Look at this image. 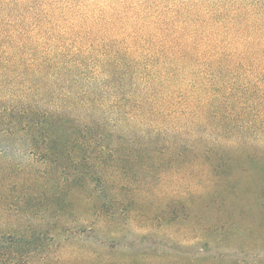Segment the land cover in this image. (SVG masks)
<instances>
[{
    "label": "rangeland",
    "instance_id": "obj_1",
    "mask_svg": "<svg viewBox=\"0 0 264 264\" xmlns=\"http://www.w3.org/2000/svg\"><path fill=\"white\" fill-rule=\"evenodd\" d=\"M0 30L14 42L126 47L127 57L264 58V0H0ZM167 132L139 142L156 148L144 159L157 169L119 174L79 172L76 163L64 170L42 161L27 137L0 138V236L43 238L29 264H105L130 249L161 255L162 264H264V139L250 140L254 154L223 139L224 156L190 152L172 168V148L194 142ZM159 146L167 148L154 153ZM104 177L125 190L103 189Z\"/></svg>",
    "mask_w": 264,
    "mask_h": 264
},
{
    "label": "trees",
    "instance_id": "obj_2",
    "mask_svg": "<svg viewBox=\"0 0 264 264\" xmlns=\"http://www.w3.org/2000/svg\"><path fill=\"white\" fill-rule=\"evenodd\" d=\"M10 35L0 30V138L27 137L44 162L64 170L76 163L79 172L96 166L100 174L157 169L144 159L156 148L140 139L155 141L172 131V139L194 142L172 148V168H179L190 152L224 156L223 139L246 154H254L246 147L250 140L264 139V58L146 59L127 57L126 47L14 42ZM105 150L94 164L95 153ZM101 181L105 190L109 184L126 188L111 177ZM113 198L125 199L120 193ZM99 207L95 212L104 211ZM118 212L107 213L102 227L109 229ZM42 242L34 235L0 236V264H29ZM130 252L126 259L103 262L162 264L161 255ZM163 264L177 263L172 257Z\"/></svg>",
    "mask_w": 264,
    "mask_h": 264
}]
</instances>
